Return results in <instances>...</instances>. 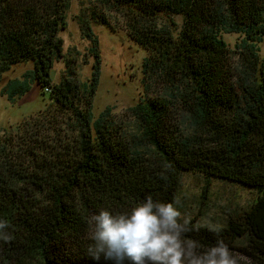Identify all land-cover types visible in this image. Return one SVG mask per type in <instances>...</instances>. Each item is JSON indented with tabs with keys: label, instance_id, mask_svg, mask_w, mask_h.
I'll list each match as a JSON object with an SVG mask.
<instances>
[{
	"label": "trees",
	"instance_id": "trees-1",
	"mask_svg": "<svg viewBox=\"0 0 264 264\" xmlns=\"http://www.w3.org/2000/svg\"><path fill=\"white\" fill-rule=\"evenodd\" d=\"M68 8L69 0H0V76L32 62L1 94L16 102L34 82L51 99L13 133L0 130V220L9 221L14 237L0 240V264H112L88 253L90 216L102 208L127 211L149 195L173 202L184 172L202 174L207 185L217 178L258 192L249 208L227 218L219 236L193 219L186 236L202 248L222 238L236 254L264 264V58L258 53L264 0H99L81 7L76 20L91 44V77L80 81L68 60L53 83ZM110 10L149 52L143 82L161 76L169 88L170 97L140 99L133 107L139 146L109 106L96 118L90 111L101 64L92 24L113 29ZM220 32L241 35L236 52ZM171 97L180 101L187 127L174 120ZM166 164L171 170L162 180Z\"/></svg>",
	"mask_w": 264,
	"mask_h": 264
},
{
	"label": "rangeland",
	"instance_id": "rangeland-1",
	"mask_svg": "<svg viewBox=\"0 0 264 264\" xmlns=\"http://www.w3.org/2000/svg\"><path fill=\"white\" fill-rule=\"evenodd\" d=\"M99 0H69L67 11V26L59 32L62 39V58L55 60L50 71L53 83H58L65 72L66 62L72 60L77 78L88 81L92 74L93 57L89 54L91 44L85 39L79 29L76 16L81 7L88 8L97 4ZM110 29L105 25L93 23L92 31L97 36L100 50V78L91 103V114L96 118L100 112L109 106L113 119L122 125L133 138V144L139 146L141 130L132 111L140 99H147L158 95L169 96V88L165 78L157 77L152 82H143L142 63L149 55L147 49L133 41L127 30L125 22L114 11H107ZM162 17L161 23H164ZM181 24L179 16L174 17ZM219 36L232 51L241 40L237 33L220 32ZM259 57L264 58V37L259 43ZM32 69V62L18 63L0 76V130H11L30 117L36 116L47 108L51 102L49 94L41 93L40 87L32 82V88L16 102H9L7 96L1 94V89L14 78L21 79L25 71ZM29 81L32 78H28ZM4 87V88H5ZM168 90V91H167ZM167 92V93H166ZM171 110L174 120L183 127L188 126V121L183 115L180 101L171 97ZM3 131H0V136ZM255 189L242 186L229 181L212 178L210 184L202 174L184 172L181 175L177 191L176 205L179 211L190 216L196 223L205 226L219 224L226 225L227 218L241 213L250 207L257 197ZM239 264H253L251 261L233 252Z\"/></svg>",
	"mask_w": 264,
	"mask_h": 264
},
{
	"label": "clouds",
	"instance_id": "clouds-1",
	"mask_svg": "<svg viewBox=\"0 0 264 264\" xmlns=\"http://www.w3.org/2000/svg\"><path fill=\"white\" fill-rule=\"evenodd\" d=\"M171 165H164L160 178L167 179ZM173 202H161L147 196L133 202L127 211L113 212L102 208L90 216L88 253L93 260L103 258L112 264H239L232 249L218 238L202 248L187 233L191 217L183 215ZM7 220H0V240L9 243L13 235ZM223 226L211 225L217 236ZM198 230V229H197Z\"/></svg>",
	"mask_w": 264,
	"mask_h": 264
},
{
	"label": "built area",
	"instance_id": "built-area-1",
	"mask_svg": "<svg viewBox=\"0 0 264 264\" xmlns=\"http://www.w3.org/2000/svg\"><path fill=\"white\" fill-rule=\"evenodd\" d=\"M44 92L48 93V92H49V90L46 88V89H44Z\"/></svg>",
	"mask_w": 264,
	"mask_h": 264
}]
</instances>
